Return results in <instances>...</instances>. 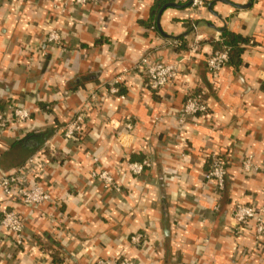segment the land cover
Listing matches in <instances>:
<instances>
[{"label": "crops", "instance_id": "obj_1", "mask_svg": "<svg viewBox=\"0 0 264 264\" xmlns=\"http://www.w3.org/2000/svg\"><path fill=\"white\" fill-rule=\"evenodd\" d=\"M156 2L0 0V110L12 120L17 102L32 113L0 135V176L37 156L39 167L26 178L52 198L31 209L0 197V210L26 222L27 238L16 247L0 227V264H94L124 252L135 264H264V238L255 250L251 224L237 239L231 215L236 203L264 205V172L246 177L241 170L248 157L264 166V0H207L198 11L190 0H174L184 7L163 13L162 31ZM67 4L70 15L57 9ZM52 27L60 46L45 41ZM225 33L248 43L241 64H228L214 80L207 59ZM147 55L183 65L171 90L151 91L135 70ZM118 77L120 95L110 96ZM94 93L81 142L72 144L62 128ZM190 94H202L210 111L182 124ZM212 152L228 160L219 213L204 179ZM144 161L142 175L130 172V163ZM94 167L119 190L103 189ZM136 234L144 235L143 247L131 244Z\"/></svg>", "mask_w": 264, "mask_h": 264}, {"label": "built area", "instance_id": "obj_2", "mask_svg": "<svg viewBox=\"0 0 264 264\" xmlns=\"http://www.w3.org/2000/svg\"><path fill=\"white\" fill-rule=\"evenodd\" d=\"M13 1H26V0H9ZM103 0H72L73 7H82L91 4L102 2ZM207 0H194L192 7L195 11L202 10L206 7ZM67 6L59 7L63 13L70 15L71 10ZM72 7V6H71ZM47 44L51 46H60L62 44V34L59 29L52 27L45 37ZM221 44V48L215 50L207 59V68L212 78L217 80L223 70L226 68L230 61L231 48L223 43V39H217ZM175 48L181 46L179 42H174ZM199 50V44H193L191 52L196 53ZM135 70L140 71L147 80V86L151 91L160 93L163 91L171 90L180 76L184 72L181 63H165V62H152L151 56H145L136 66ZM123 81L122 77L116 78L108 90L110 96H119V85ZM97 93H94L86 105L75 115L74 119L67 123L63 128L64 138L72 144L79 145L82 139L84 126L86 124V114L90 108L97 104ZM124 98V97H122ZM210 111L209 104L202 94H190L183 106L180 114V122H186L195 119L199 115H207ZM12 120L9 116L0 110V135L4 136L11 124L23 126L27 124L31 118L32 113L23 107L21 104L15 102L11 109ZM132 128V126H129ZM93 163L97 164L98 159L93 158ZM148 165L147 161L133 162L129 164V170L132 174L140 176L145 172ZM37 156L31 158L26 164L17 169L13 174H2L0 176V197L10 202L19 203L26 208L37 209L45 203L52 202L50 194L38 183L31 185L26 176L30 171H36L38 168ZM228 160L222 157L217 152H212L207 160V171L205 172L204 179L209 183L218 198L212 202L213 209L216 213L221 211L220 198L226 192L228 184ZM242 173L249 177L256 171H263L264 166H257L252 157L246 158L242 162ZM92 177L100 182L103 189L107 191H118L115 179L112 175L100 168H92ZM234 221L233 234L237 239L242 238L244 232L254 224V249L257 250L262 244L264 238V205L256 207L250 204L236 203L231 212ZM0 227L11 238L12 244L16 247L23 246L26 241V222L14 210L5 208L0 210ZM131 244L135 247H143L145 245V237L141 234L133 235L130 238ZM94 264H135L133 258L127 252L122 253L116 258L104 259L96 258Z\"/></svg>", "mask_w": 264, "mask_h": 264}, {"label": "trees", "instance_id": "obj_3", "mask_svg": "<svg viewBox=\"0 0 264 264\" xmlns=\"http://www.w3.org/2000/svg\"><path fill=\"white\" fill-rule=\"evenodd\" d=\"M172 1L174 0H157L153 8V14L157 15L164 5ZM222 39H223V43L231 48L230 61L228 64H235V65L241 64L240 56L243 51V47H244L243 45L247 44L248 41L232 33H225L224 35H222ZM215 44H217L218 49L221 48V44L219 42ZM182 47L186 48V45L184 44Z\"/></svg>", "mask_w": 264, "mask_h": 264}, {"label": "water", "instance_id": "obj_4", "mask_svg": "<svg viewBox=\"0 0 264 264\" xmlns=\"http://www.w3.org/2000/svg\"><path fill=\"white\" fill-rule=\"evenodd\" d=\"M194 2V0H190V3L189 5H192V3ZM184 6H180L176 3H170V4H167L165 5L161 10L160 12L158 13V16H157V24H158V28L161 30V26H160V21H161V18H162V15L163 13L168 9V8H183ZM198 26L195 25L194 26V30H197ZM162 31V30H161Z\"/></svg>", "mask_w": 264, "mask_h": 264}]
</instances>
